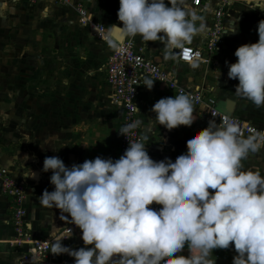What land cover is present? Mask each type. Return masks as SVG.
<instances>
[{"label":"crops","instance_id":"0c3cea01","mask_svg":"<svg viewBox=\"0 0 264 264\" xmlns=\"http://www.w3.org/2000/svg\"><path fill=\"white\" fill-rule=\"evenodd\" d=\"M72 1L70 5L58 0H39L33 4L14 0L7 6L0 0L9 12L0 18V169H7L25 184L28 226L36 238L53 239L52 233L59 235L72 224L67 213H63L67 217L64 219L59 209L39 203L45 189L54 190L50 183L51 170L41 171L46 156H58L70 167L97 156L118 159L122 155L118 131L124 112L112 100L113 87L105 71L118 39L123 42L132 38L137 49L175 72L188 90L199 88L205 97H215L220 110L226 100H232L233 116L264 129V107L258 108L250 100L236 96L238 80L228 78L225 63L237 60L234 52L241 44L258 41L257 27L264 19L261 10L264 0L248 3L229 0L219 48L211 55L210 62L200 61L196 68L192 63L179 62L178 49L168 53L159 41L146 42L139 35L130 37L121 31L122 22L117 16L119 0ZM77 2H82L91 18L110 31L112 40L99 38L94 30L81 24L75 8ZM189 2L205 24V32L189 44L202 45L213 28L214 12L222 0H202L203 6H195L193 0ZM237 25L239 31L231 33ZM146 78L155 80L154 86L148 90L141 84L137 103L142 131L148 136L145 141L148 153L157 161L166 157L175 159L187 149V138L207 127L214 118L205 105L193 102L197 119L190 126L168 130L159 125L152 106L160 98L178 93L166 82L150 76H144L142 83ZM258 145V150L250 152L241 163L245 170H259L264 175V145ZM31 169L37 178H25ZM14 206L0 181V264H15L26 248V244L20 247L13 243ZM62 243L72 248L84 246L81 229ZM182 254L187 255L188 249ZM234 255V247L214 249L209 259L213 264H232ZM51 257L64 264H74V258L67 254L51 253Z\"/></svg>","mask_w":264,"mask_h":264},{"label":"clouds","instance_id":"9594fccd","mask_svg":"<svg viewBox=\"0 0 264 264\" xmlns=\"http://www.w3.org/2000/svg\"><path fill=\"white\" fill-rule=\"evenodd\" d=\"M119 5L121 31L159 41L168 53L205 32L189 0H119ZM3 12L0 4V17ZM238 31L237 25L230 32ZM257 32L258 41L238 46L237 60L225 63L228 78L238 80L236 96L259 108L264 107V19ZM191 66H199L198 55ZM154 81L142 84L151 90ZM151 111L168 130L197 119L192 98L183 93L160 98ZM140 123L125 124L118 134L127 138ZM239 132L232 120L220 125L211 119L187 138L185 151L159 161L148 153L147 135L129 142L118 159L97 156L69 167L58 156H46L41 171L51 170L54 190L45 189L39 203L59 209L64 219L67 213L84 244L66 246L65 236L52 233L51 253L67 254L74 264H213L214 249L234 247L232 264H264V175L243 170L241 163L259 145L255 136L241 138ZM24 176L35 179L37 173L31 169ZM154 203L159 207L150 208Z\"/></svg>","mask_w":264,"mask_h":264},{"label":"built area","instance_id":"2783aa9c","mask_svg":"<svg viewBox=\"0 0 264 264\" xmlns=\"http://www.w3.org/2000/svg\"><path fill=\"white\" fill-rule=\"evenodd\" d=\"M28 1L33 4L39 0ZM58 1L70 5L73 3L72 0ZM202 3V0H193L195 6H203ZM229 3V0H222L221 4L216 8L213 28L208 32L207 38L202 45L186 43L183 49H178L179 62L190 64L194 62L197 55L199 56V62L211 61V55L214 54L221 43V35L225 27L227 14L226 8ZM75 8L80 14L81 24L94 30L99 38L106 41L112 40L110 31L103 24L91 18L89 11L82 2H77ZM206 53L209 55H206ZM105 71L107 81L113 87L112 100L124 112L122 126L134 121H140L139 111H137L140 87L143 77L150 76L159 81L166 82L169 88L178 94L189 95L197 105H205L217 124L222 125L226 119L232 120L239 127L241 138L255 136L257 143L264 145V129H260L252 123L245 122L223 112L217 106V99L212 96L205 97L202 89L198 88L195 91L188 90L180 83L175 72L165 69L159 63L147 57L143 50L137 49L135 41L132 38H126L123 42L116 43L114 51L107 60ZM144 135L141 123L135 130L129 133L128 139L121 135V153H124L125 149L129 146V142L139 140ZM243 170L245 169L243 168ZM0 181L3 184L4 193L12 197L15 205L12 216V227L15 233L13 243L20 247L26 244V248L22 251L20 258L15 264H64L51 257L52 239L34 237L31 227L28 226L27 209L24 206L26 199L25 184L14 178L5 168L0 169ZM149 207L158 208L159 205L154 203ZM78 228V226L72 223L58 236H65L62 240L64 242Z\"/></svg>","mask_w":264,"mask_h":264},{"label":"water","instance_id":"95a60500","mask_svg":"<svg viewBox=\"0 0 264 264\" xmlns=\"http://www.w3.org/2000/svg\"><path fill=\"white\" fill-rule=\"evenodd\" d=\"M117 41L120 42L119 39ZM234 105H235V102H233L232 100H226L224 102L223 106L221 107V109H222L223 112L227 113L228 115H232L233 114Z\"/></svg>","mask_w":264,"mask_h":264},{"label":"rangeland","instance_id":"374dc122","mask_svg":"<svg viewBox=\"0 0 264 264\" xmlns=\"http://www.w3.org/2000/svg\"><path fill=\"white\" fill-rule=\"evenodd\" d=\"M14 0H4V2H6V4H7V6H8V4L11 2H13ZM19 2L20 0H15V2ZM0 4H4V3H2V2H0ZM7 7H6V5L4 4V12H3V16L4 15H6V14H9V12L7 11V9H6ZM2 16V17H3ZM2 17H0V18H2Z\"/></svg>","mask_w":264,"mask_h":264},{"label":"bare ground","instance_id":"6f19581e","mask_svg":"<svg viewBox=\"0 0 264 264\" xmlns=\"http://www.w3.org/2000/svg\"><path fill=\"white\" fill-rule=\"evenodd\" d=\"M126 38V37H125ZM125 40V39H124ZM121 43V42H120Z\"/></svg>","mask_w":264,"mask_h":264}]
</instances>
